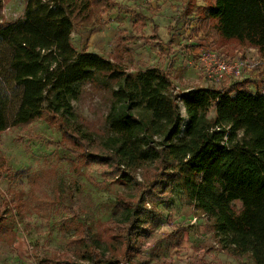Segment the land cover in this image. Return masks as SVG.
<instances>
[{
  "label": "trees",
  "instance_id": "trees-1",
  "mask_svg": "<svg viewBox=\"0 0 264 264\" xmlns=\"http://www.w3.org/2000/svg\"><path fill=\"white\" fill-rule=\"evenodd\" d=\"M25 1L22 19L0 23V40L13 52V81L21 88L14 125L49 119L62 133L61 145L77 159L104 166L106 176L132 188L121 211L124 240L118 244L109 229L94 238L84 225L78 239L91 263L58 264H142L132 260L135 235L156 203H168L175 188L209 218L223 249L264 264V94L246 83L225 91L176 93L170 78L154 67L130 73L122 63L77 51L74 16L88 14L93 0ZM206 2L197 7L196 35L203 32L228 50L230 42L254 47L264 56V0ZM152 39L159 40L157 28ZM157 48L163 51L161 43ZM101 83L113 87L109 130L99 138L84 128L72 102L80 99L85 84ZM6 130L0 101V134ZM4 222L0 204V230Z\"/></svg>",
  "mask_w": 264,
  "mask_h": 264
},
{
  "label": "rangeland",
  "instance_id": "rangeland-1",
  "mask_svg": "<svg viewBox=\"0 0 264 264\" xmlns=\"http://www.w3.org/2000/svg\"><path fill=\"white\" fill-rule=\"evenodd\" d=\"M93 1L88 14L74 16L72 41L77 51L86 49L122 63L130 73L154 67L170 78L176 93L206 85L198 51L206 47L210 53L212 43L230 55L242 52L244 59L256 54L264 58L254 47L230 42L228 50L203 32H193L197 7L205 6L207 0ZM26 7L25 0H0V23L22 19ZM155 25L166 41L161 52L157 40L152 39ZM123 44L134 54L125 52ZM12 54L0 40V101L7 119V130L0 134V204L5 216L0 230V264H58L71 259L91 263L78 239L83 226L90 228L94 238L101 239L109 229L118 244L123 241L121 211L132 188L106 176L104 166L77 159L61 145L62 133L49 119L14 125L21 88L13 81ZM244 78L233 80L226 89L246 83L255 92L259 80ZM112 87L111 83L85 84L80 99L72 102L84 128L99 138L109 130L106 117ZM182 115L184 133L187 117L183 107ZM209 117H215L214 109ZM170 193V201L156 203L154 213L145 217L141 233L135 235L134 262L252 264L250 258L222 248L209 218L190 206L178 188ZM234 204L242 207L240 201Z\"/></svg>",
  "mask_w": 264,
  "mask_h": 264
},
{
  "label": "built area",
  "instance_id": "built-area-1",
  "mask_svg": "<svg viewBox=\"0 0 264 264\" xmlns=\"http://www.w3.org/2000/svg\"><path fill=\"white\" fill-rule=\"evenodd\" d=\"M210 48V53L205 51L206 47H202V52L198 51L207 88L225 91L233 80L245 77L247 80H259L256 91L264 94V58L256 54L244 59L242 52L230 55L217 48L214 43ZM192 89L194 88L189 90Z\"/></svg>",
  "mask_w": 264,
  "mask_h": 264
},
{
  "label": "crops",
  "instance_id": "crops-1",
  "mask_svg": "<svg viewBox=\"0 0 264 264\" xmlns=\"http://www.w3.org/2000/svg\"><path fill=\"white\" fill-rule=\"evenodd\" d=\"M155 28H157V35L159 36V40H157V42H158V44L161 43V44L163 45L164 43H166V41H164V40L160 37V34H159V27L155 25ZM155 28H154V30H155ZM167 33L169 34L168 31H167ZM153 35H154V31H153ZM171 44H172V42L170 41V42H169V45H171ZM163 47H164V45H163ZM202 80H203V79H202ZM202 82H203V84L205 83L204 80H203ZM197 88H207V85H205V86H199V87H197ZM182 92H185V91H182Z\"/></svg>",
  "mask_w": 264,
  "mask_h": 264
}]
</instances>
